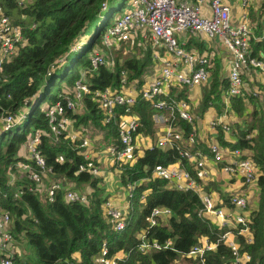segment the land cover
Listing matches in <instances>:
<instances>
[{
    "label": "trees",
    "instance_id": "1",
    "mask_svg": "<svg viewBox=\"0 0 264 264\" xmlns=\"http://www.w3.org/2000/svg\"><path fill=\"white\" fill-rule=\"evenodd\" d=\"M124 1L0 0L4 12L21 26L25 37L16 52L2 62L0 69V118L8 112L21 115L9 129L0 126V207L10 212L11 219L13 217L11 227L19 247L17 263L96 264L105 242L107 255L116 257V264H174L179 257L186 264H197V257L182 255L200 240V236H206L215 245L205 252V264H234L230 247L219 239V235L228 228L237 239L240 250L250 253L251 257L245 264H264V87L258 80L257 88L249 84L243 94L229 96V107L241 120L234 122L235 141L225 140L220 127L218 134L222 146L230 149L250 148L253 160L260 169L255 181L258 187L257 208H248L251 212L247 215L252 241L248 242L244 233L239 232V224L220 226L208 217L199 215L197 211L202 204L196 192L178 189L171 186L167 179L154 174L156 164L165 165L181 159L192 175L200 180L195 162L181 157L173 146L159 147L155 141L132 161L116 165L122 184L135 182L124 212L125 226L122 229L115 228L113 220L104 210L106 194L100 183L101 177L88 169L78 171L80 164L89 167V164L97 162L84 156L80 139L70 135L72 129L76 130L79 124L83 125L84 130L90 126L97 127L104 130L110 142L119 140L118 127L124 107L117 105L114 116L108 122L104 121V111L99 107L93 91L105 87L120 90L122 70L127 79L126 86L134 85L139 91L144 77L153 71L150 41L140 38L139 33L130 41L128 35L131 36L133 29L128 30L130 33L126 37L115 40L119 42L117 48L111 47L108 51L109 46L103 44L108 58H113L112 65L104 63L93 68L90 55L86 54L91 50V43L100 28ZM262 12L255 16L257 25L250 39L252 53L255 54L264 47V37L255 39L261 32L258 26L261 23L257 19H262ZM86 40L88 43L84 44ZM127 42H132V48H128V56H123L119 45ZM113 50L115 55L110 56ZM64 62L65 67L58 71ZM219 67V63H216L211 83L202 88L201 110L209 105L221 109V104L224 105L222 90L226 89L228 81L225 78L219 80ZM80 68L84 70V79L90 89L83 94L81 105L67 112L74 127L55 140L47 124L46 107L64 100L66 95H72L74 82L81 77ZM261 87L262 91L259 90ZM173 89L172 86V96L189 100L187 89L175 94ZM253 89L259 93L253 92ZM258 99L262 102H258ZM155 110L150 100L137 94L132 111L138 114L142 125L135 133L144 132L154 136L151 116ZM177 125L184 129L183 139L178 141L180 148H200L205 154H211L205 141L187 140L189 131H195L193 123L178 118ZM35 130L41 132L37 146L46 164L52 167L49 177L57 179L58 175H63L78 185L90 184L92 189L86 202L67 200L64 188L56 190L53 199L49 200L44 185L35 187L34 181L20 168L19 162H33L26 154L19 153V149ZM79 134H84L83 129ZM210 185L215 187V182L211 181ZM29 186L35 188L30 190ZM17 189L22 190L18 196L15 195ZM39 192H44L46 199L41 198ZM143 192L144 200L141 199ZM225 201L229 206H234L229 199ZM153 206H167L171 213L150 225L148 215ZM142 231L149 238L162 241L171 239L174 248L140 251L138 235ZM18 241L24 242V248H32L34 260L26 256L29 251H24Z\"/></svg>",
    "mask_w": 264,
    "mask_h": 264
},
{
    "label": "built area",
    "instance_id": "2",
    "mask_svg": "<svg viewBox=\"0 0 264 264\" xmlns=\"http://www.w3.org/2000/svg\"><path fill=\"white\" fill-rule=\"evenodd\" d=\"M231 1L133 0V4L115 20L112 28L103 38L106 44L109 43L112 36L116 39L125 36L129 29L142 30L145 34L148 32L151 42L156 48L164 49L165 56L157 73L147 80L137 93L126 91L123 88L114 90L110 87L93 91V96L97 99L99 107L104 111V121L108 122L114 116L117 105L124 107L118 127L119 140L109 146V152L114 162L121 163L133 158L132 143L140 121L132 108L137 100V94H139L142 98L151 101V105L157 111H160V118L166 124L163 132L156 139V145L177 148L181 157L195 162L201 180L208 176L209 170L202 160V152L199 149H182L178 145V141L183 138V129L177 125V119L181 118L193 122L195 115L191 112L187 100L177 98L169 93L168 85L192 86L209 80V56L206 53L186 49L184 41L180 39V36L184 33L190 32L203 33L209 37L216 36L224 47L227 53L228 85L225 92L226 98L230 95L243 94L244 89H248L246 78L252 80L255 77L264 87V52L252 53L253 48L250 39L254 32L248 15L246 11H243L240 19L234 21ZM239 1L244 7L250 0ZM262 18L264 20V14ZM24 40L21 26L14 22L0 5V69L2 62L13 55ZM89 58L93 68L110 62L106 54L99 50L93 51ZM121 82L122 85L127 82L124 70H122ZM89 89L82 73L81 77L74 82L72 95H66L64 100H58L46 107L47 124L55 140L68 128L71 118L67 112L74 111L81 105L82 96ZM253 92H256L255 89H253ZM225 102L226 107L223 113L212 118L209 125L212 128L221 127L222 130L228 131L230 129L229 124L223 121L222 115H225L227 111L229 99H225ZM20 116V114L11 112L5 113L0 118V126L9 129L12 122ZM40 135L41 132L35 130L33 135L26 140L27 158L33 162H19L20 168L27 174L29 179L34 181L35 187L44 185L49 200L53 199L56 190L64 188L67 200L86 202L88 193L76 189L73 182L69 183L50 178L47 184H43V180L48 179L52 172V167L46 164L44 155L37 146ZM70 135L72 138L80 139L79 145L81 147H86L91 143L87 135H80L76 131H71ZM247 136L249 137L250 134H247ZM187 140L189 142L195 141L193 132L188 133ZM209 151L213 161L223 162V170L226 173L241 177L245 184L254 183L255 185L260 169L256 166L252 154L247 150L234 147L226 151L217 141H212L209 144ZM84 156L86 157L88 154L85 153ZM84 169L90 170L92 174H98L100 171L96 163L89 164V167L80 164L78 171ZM153 172L156 176L167 179L171 186L196 192L202 204L197 211L199 215L204 212L212 213L220 217V224L225 227L230 226L231 223L239 224V232L244 233L248 242L252 241L248 218L244 213L249 201L246 194L237 193L229 197L230 202L239 209V211L232 214L222 207L216 206L210 193L201 192L202 181L192 175L183 163L156 164ZM133 183L135 184V182ZM35 187L29 186V189L33 190ZM129 189L128 196L130 197L132 195V184H129ZM21 192V189H17L15 195L18 196ZM103 207L113 220L115 228H124V208L115 205L110 198H106ZM170 213L171 210L167 206H153L148 215L149 224L157 223L158 218H164ZM11 222L10 212L0 207V264H18L16 252L19 247L12 231ZM138 237V249L143 252L149 248H174L172 240L169 238L163 241L157 238H149L145 231L139 233ZM219 239H223L230 247L234 264H245L250 259L249 252L240 250L239 243L231 229L223 231L219 235ZM214 245L207 238L203 243L200 241L195 243L185 254L197 257V264H205V252L211 250ZM107 253L108 246L103 242L96 264H116V257H109Z\"/></svg>",
    "mask_w": 264,
    "mask_h": 264
},
{
    "label": "crops",
    "instance_id": "3",
    "mask_svg": "<svg viewBox=\"0 0 264 264\" xmlns=\"http://www.w3.org/2000/svg\"><path fill=\"white\" fill-rule=\"evenodd\" d=\"M263 1L264 0H250L246 6L242 7L239 0H232L231 3H232V15H233L232 18H233V20L238 21L242 15L243 11H246V13L248 15V19H249L250 24H251V28H252L253 32H255L257 22L252 21L250 15H252L255 11V16L258 17L261 10L264 11V7L261 8V10H260V5ZM262 13L264 14V12H262ZM257 21H259V23H261V25H258L261 27V32L259 35L255 36V39H261L264 37V20L262 18L260 20L257 19ZM262 25H263V27H262ZM132 33H134L135 35H136V33H139L140 38H142V39L144 38L145 40H149L150 44L153 48V50H152V56L154 58L153 69H152L153 71L144 77V80L142 83V85H143L144 83H146L147 80L151 79L157 73V71L160 69L162 62H163V58L165 56V51L163 48H156L152 44L151 38L149 37V39H148L146 37V34L143 33L142 30L141 31L135 30ZM146 33L148 34V32H146ZM144 34H145V36H144ZM111 38H112V40L116 39L113 36ZM180 39L184 41V46L186 49L196 50L199 53H206L207 55H210V77H209V80L207 82L192 85V86L182 87V85L170 84V85H168L169 93H170V89L172 86L175 88V89H173L174 94L177 93V91H179V90L187 89L188 90V98H189V100H187V101L190 104L191 112L195 115L193 122H191V123H193V127H194L195 131H189V132L194 133L195 141L196 140L205 141V146L209 147V144L212 141H217L220 144L219 139H218L219 127L212 128L209 125V121L212 118H214L218 115H221L223 113V110L226 107L225 99H227V100L229 99V96L227 98L225 97V92H226L227 87L225 90H222V96L224 97V105L221 104V109H218L214 105H209L208 107L201 110V108H200L201 103L200 102H201V96H202V88L204 86H208L211 83L212 77H213V69L216 67V63H219V66H220L219 67V69H220V71H219L220 79L219 80H222L223 78L227 79V70H226L227 53H226L224 47L221 45L219 38L216 36L215 37H209L203 33L186 32L182 36H180ZM103 44L105 46H108L109 43L106 44L104 42ZM252 48H253V45H252ZM262 49H264V47L260 48L259 52H262ZM92 52L93 51H91V53ZM102 52H104L106 54V50H102ZM106 56H107V54H106ZM214 56H215V60H214ZM107 58H108V56H107ZM111 65H112V63H111ZM80 71H81V74L82 73L84 74L83 68H80ZM245 80L246 81L248 80L247 85L252 84V87L257 88L258 82H257V79L255 77H253L252 80L251 79L249 80L247 78ZM226 81H228V79ZM126 84H127V82H126ZM126 84L122 85V88L124 90L131 91L132 93L138 92V89L134 85H127L126 86ZM262 89L263 88L261 87V89H259V90L262 91ZM255 93H259V92L256 91ZM180 98H182V97H180ZM258 102H262V100L258 99ZM227 104H228V108H227V111L225 112V115H222V119H223V121H225L229 124L230 129L228 131L222 130V134H223V137L225 140L232 142V141H235V139H236V134L234 132V130H235L234 122H236V121L241 122V120H239V117L231 110V107H229L230 103H227ZM159 113H160V111L155 110L151 116L152 120L154 122V127H155L154 136H151L149 133H144V132L135 133V138H134L133 143H132L133 158H131L130 160H127V161H132L137 155H140L144 148L151 147L155 143V141H156L157 137L160 135V133L163 132V129L166 127V124L161 120ZM134 114L138 117V114H136L135 112H134ZM120 118H121V116H120ZM139 121H140V119H139ZM176 123H177V121H176ZM141 125H142V122L140 121L139 126H141ZM73 127H74V122L72 121V119H70L67 130L70 131ZM94 128L98 129L99 131H101L103 133V135H101V138H98V141L101 140L102 138L106 139L108 142L107 149H100L99 147L97 148L95 146V144H94L95 141L92 140V136L90 135V133H93L94 137H98L99 135L97 133L91 131L92 130L91 127L87 128V130H84L83 125L79 124L78 126H76V130L72 129L71 131H76L79 133L80 130L83 129V133H84L83 135H87L89 137L90 142H91L90 144H93V146L88 145L86 147H82V151H83L82 153L83 154L87 153L88 154V156H86L87 158H93L97 162L96 164L99 166L100 171L98 172V174H94V175H98L101 177L100 183L104 187V192L106 194V198H110L114 202L115 205H118L119 207L124 208V212H125L128 205H129V198H130L128 196V192L130 191L129 184H132V189H133L135 184L132 182H127L125 185L121 183V181L119 179V169H118V166H116L119 163L114 162V160L111 157L110 152H109V146L113 143L110 142L109 138L105 137V133H104L103 129H99L97 127H94ZM183 133H184V129H183ZM196 137H197V139H196ZM165 147H170V146H165ZM223 147L226 149V151H228V149H229L228 146H223ZM196 149H199L202 152V154H203L202 160H203L205 166L209 170L208 176L205 178H202V180L200 179V181H202L201 192L210 193L215 204H216V206L222 207L225 211H229L232 214L239 211V209L235 206H232V205L229 206L227 204L228 202L225 200L229 199V197L231 195L237 194V193H244L247 195V197L249 199L248 207L244 211V213L246 215H248L249 212H251V210H249L248 208H254V209L257 208V204H258L257 194H258V192H256V190L258 187H256L254 185V183L250 184V185L245 184L244 180L241 177H238V176L232 175V174L230 175V174L226 173L223 170V166H222L223 162H215L212 160L211 154L210 155L205 154L204 151L200 148H196ZM244 149L247 150L250 154H253V152L250 148L244 147ZM25 154L27 155V152ZM181 161L182 160L178 159L176 162H181ZM181 163H183V162H181ZM183 165H184V163H183ZM50 178H53V177L48 176V179H44L43 183L47 184ZM211 181L215 182V187L210 185ZM67 182L72 183L73 181L71 182V180L70 181L68 180ZM73 183H74L76 189H78V190H80L86 194L87 193L89 194L90 190L92 189V187H90V184H87V183L81 185V186H83V188H80V184L78 185L75 182H73ZM84 185H86V186H84ZM132 189H131V192H132ZM144 194H145V192H143V194H142L143 197L141 195L142 200H144V197H145ZM229 202H230V200H229ZM202 215L208 217L213 222H215L216 224L221 226L220 217H218L212 213H209V212H204ZM234 225H235V223H231L230 226H234ZM226 227H229V226H226ZM207 238L208 237H206V236H200L199 241L203 243ZM182 256L190 257L187 254H183ZM177 262L179 264H186V262H184L182 260V257L175 259L174 264H176Z\"/></svg>",
    "mask_w": 264,
    "mask_h": 264
},
{
    "label": "rangeland",
    "instance_id": "4",
    "mask_svg": "<svg viewBox=\"0 0 264 264\" xmlns=\"http://www.w3.org/2000/svg\"><path fill=\"white\" fill-rule=\"evenodd\" d=\"M133 4V0H125L124 1V3L119 7V8H117L113 13H112V15L109 17V19H108V21L106 22V23H104V25L100 28V31H99V33L94 37V40H93V42L91 43V50L88 52V51H86L87 53V56H89L90 54H91V51H95V50H99V51H102V50H106V48L104 47V45H103V43H104V41H103V38H104V36L109 32V30L112 28V25H113V23L115 22V20L118 18V17H120L122 14H123V12L125 11V10H127L131 5ZM264 7V1L261 3V5H260V9L261 8H263ZM250 17H251V19H252V21H255V11H254V13L252 14V15H250ZM251 21V22H252ZM134 30V29H133ZM135 31V30H134ZM133 31V32H134ZM130 33V32H129ZM128 33V34H129ZM130 35L131 36H129L128 35V38L129 37H131L130 38V41H132L134 38H135V34L134 33H130ZM126 37V36H125ZM146 37L149 39V35L148 34H146ZM88 40H89V38H88ZM88 40H86L85 41V43L84 44H87L88 43ZM116 39H113L112 40V38L111 39H109V44H108V46H109V48H108V51H109V49L112 47V49L113 48H117L118 46V43L119 42H117V41H115ZM131 43L132 42H130V43H123L122 45H119V50L121 51V53H122V55L123 56H125V55H127L128 56V48L130 47V45H131ZM129 45V46H128ZM130 48H132V47H130ZM110 53V52H109ZM112 55H115V50H113V52H112V54L110 55V56H112ZM109 59V58H108ZM109 61L113 64V58H110L109 59ZM110 62H109V64H110ZM65 65H66V62H64V63H62L60 66H59V68H58V71H60L61 69H63L64 67H65ZM45 81H46V79H44L43 80V83H45ZM91 128H92V130L91 131H93V132H95V133H97L99 136L98 137H94L93 136V133H90V135L92 136V140L93 141H95V146L98 148H100V149H107V147H108V142H107V140L106 139H101V140H99L98 141V138H101V135H103V133L101 132V131H99L98 129H95V128H93L92 126H90ZM97 138V139H96ZM93 143V142H92ZM90 145H92L93 146V144H90ZM25 143H23L22 145H21V147H20V149H19V153H21V154H25L26 153V149H25ZM94 146V147H95ZM58 178L57 179H60V180H62V181H68V178L67 177H65V176H63V175H58L57 176ZM66 181V182H67ZM70 181V180H69ZM84 186H86V185H84ZM80 188H83V186H81L80 185ZM44 192H39V195H40V197L41 198H44V199H46L45 198V195L43 194ZM12 219H13V217H12ZM18 243H19V246L21 247V248H23V250L24 251H26V250H28L29 252V254L28 255H26V256H29L30 257V259H32V260H34L35 258H34V254H33V251H32V248L31 247H25L24 248V242H22V241H18ZM178 263V262H177ZM176 263V264H177ZM179 264V263H178Z\"/></svg>",
    "mask_w": 264,
    "mask_h": 264
},
{
    "label": "water",
    "instance_id": "5",
    "mask_svg": "<svg viewBox=\"0 0 264 264\" xmlns=\"http://www.w3.org/2000/svg\"><path fill=\"white\" fill-rule=\"evenodd\" d=\"M114 12V11H113Z\"/></svg>",
    "mask_w": 264,
    "mask_h": 264
}]
</instances>
